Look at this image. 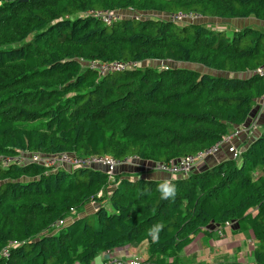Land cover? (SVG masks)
I'll return each instance as SVG.
<instances>
[{
    "label": "trees",
    "instance_id": "1",
    "mask_svg": "<svg viewBox=\"0 0 264 264\" xmlns=\"http://www.w3.org/2000/svg\"><path fill=\"white\" fill-rule=\"evenodd\" d=\"M243 18L264 22V0H0V264H90L126 244L146 247L139 264H178L195 234L227 221L251 230L264 264V125L238 158L167 179L15 160L102 155L155 170L212 147L264 95V27L212 22ZM111 62L126 66L100 74ZM165 182L174 196L162 198Z\"/></svg>",
    "mask_w": 264,
    "mask_h": 264
},
{
    "label": "crops",
    "instance_id": "2",
    "mask_svg": "<svg viewBox=\"0 0 264 264\" xmlns=\"http://www.w3.org/2000/svg\"><path fill=\"white\" fill-rule=\"evenodd\" d=\"M205 20L209 21V19L206 18ZM221 22H225V20H222ZM227 23L238 28L247 25H259L264 27L263 21H258L254 18L233 19L232 22L229 21ZM262 108L259 110V112L264 109ZM255 111L256 114H253L251 118L248 119L244 125H242L245 126L251 124L253 128L252 135H255L257 131L261 130V127L264 125V110L258 114V107H256ZM252 135L243 137L242 139H239V141L234 140V145L237 146L242 144L241 148H239L243 149L246 144L245 141H248ZM219 151L218 157L213 156L214 154L209 156V158L207 157L204 161L198 163V168L200 167L199 165H201L203 168L204 166L211 164L213 159L218 161V158L221 160L228 156L225 154H229L227 148L224 145H222ZM97 167L104 170L102 166ZM145 172V174L142 173L143 176L150 178L167 179L171 176L167 172L153 169H145ZM93 209H95V205L90 206V204H88L84 208V213L92 212ZM218 230L219 225L211 223L207 226L206 231L202 230L195 234L191 242L184 247L183 251L178 257V264H255L252 257L254 239L251 230L239 225L236 222H231L227 226L223 225V227L220 228L221 234L218 232ZM146 254L147 252L145 246L126 244L121 247H116L109 252L103 251L99 253L90 264H105L113 260H121L124 263V261L133 255H137L140 257V259H142L146 256Z\"/></svg>",
    "mask_w": 264,
    "mask_h": 264
},
{
    "label": "built area",
    "instance_id": "3",
    "mask_svg": "<svg viewBox=\"0 0 264 264\" xmlns=\"http://www.w3.org/2000/svg\"><path fill=\"white\" fill-rule=\"evenodd\" d=\"M96 15L103 18V20L110 21L111 19L117 17L116 14H113L111 12H101L97 11ZM180 19L182 18H196L199 17L196 14L189 13V14H180L178 15ZM125 64L120 62H111V63H100L98 64V68L100 70V74H103L104 72L109 71H116V70H123L125 68ZM257 73L262 77L264 81V64L259 66L257 68ZM262 102L264 105V95L260 97L259 102ZM262 108V107H261ZM243 129L245 128L242 126ZM239 128L235 129L233 133L230 135L224 137L221 141L213 145L212 147L198 152L194 155H187L186 157L180 159L177 162H170V163H155L153 164V168L158 171L167 172L172 175H188L190 170L198 163L200 160H203L210 155L215 154L220 150L222 145H224L227 148L228 153L232 155L233 158H238L240 156V151L238 148L234 145V135L237 136L239 133ZM133 158L130 157H124L122 159H115L111 156H102V155H94V156H86V157H78L76 155L70 154V153H63L57 156H50V157H43L39 154H30L27 156H24L23 159H15V160H30L33 162H38L45 164L46 166H55V165H65L69 167H79V166H102L104 168V172L106 173L108 179H113L115 176V171L117 167L125 166L131 164ZM10 159H2V164H8ZM231 222L227 221L224 223V225H228ZM218 232L221 234L220 227ZM109 252V251H108ZM109 263L112 264H121L123 261L121 260H113ZM140 258H138L137 255H133L126 261H124V264H139Z\"/></svg>",
    "mask_w": 264,
    "mask_h": 264
},
{
    "label": "rangeland",
    "instance_id": "4",
    "mask_svg": "<svg viewBox=\"0 0 264 264\" xmlns=\"http://www.w3.org/2000/svg\"><path fill=\"white\" fill-rule=\"evenodd\" d=\"M124 15H130V13L128 14V12H125L124 13ZM189 19L190 18H186V20L187 21H189ZM200 20H203V19H197L196 21L198 22V21H200ZM221 21L222 20H213V23H221ZM232 22V20H225V22ZM236 23V22H235ZM227 30L228 31H232V27L231 26H228L227 27ZM145 64H150V65H152V66H158V65H164V63H161V62H159V61H149L148 63H144V65ZM166 64H168V63H166ZM169 65H172V66H180V67H185V68H192V69H197V70H203V67L202 66H200V65H195V64H192V63H175V64H173V63H169ZM205 71H207L208 73H211V74H214V75H216V74H218V72L217 71H214V70H212V69H205ZM264 105H263V103L260 101V102H258V109L260 110L261 109V107H263ZM264 108V107H263ZM262 108V109H263ZM264 110V109H263ZM263 110H261V112L263 111ZM261 112H258V114L259 113H261ZM245 128L243 129V127L241 126L239 129V134L237 135V136H235L234 135V140L236 141V140H238L239 141V139H242L243 137H246V136H248V135H251V133H252V131H253V128H252V125L251 124H249V125H245L244 126ZM245 139V138H244ZM233 143H234V141H233ZM242 146V144L241 145H237L236 147L238 148V150L240 151L241 149L239 148V147H241ZM226 151V150H225ZM220 151H218L217 153H215L213 156H216V157H218L219 156V153ZM225 153H227V152H225ZM218 154V155H217ZM226 156L228 155V156H232L230 153L229 154H225ZM212 156V157H213ZM209 158V157H208ZM215 158V157H214ZM220 158H218V160H219ZM215 162H217V160H215V159H213V161L211 162V164H213V163H215ZM210 163V162H209ZM209 163H207V164H209ZM211 164H209V165H211ZM200 167H199V169L200 168H202V166L201 165H199ZM93 167H95V165L93 166ZM144 171V173L143 174H145L146 172H145V169H140L139 167H136V166H133V165H131V164H129V165H125V166H121V167H118L117 168V170H116V173H115V176H116V174H121V173H124V174H126V172L128 173V174H131V173H134L135 171ZM114 176V177H115ZM107 205V204H106ZM90 206H93V204H90ZM138 258H140L139 256H138ZM121 264H124V263H121Z\"/></svg>",
    "mask_w": 264,
    "mask_h": 264
},
{
    "label": "clouds",
    "instance_id": "5",
    "mask_svg": "<svg viewBox=\"0 0 264 264\" xmlns=\"http://www.w3.org/2000/svg\"><path fill=\"white\" fill-rule=\"evenodd\" d=\"M97 167V166H96ZM117 170V169H116ZM116 173V171H115ZM162 198H169L175 195V186L169 182H165L159 186ZM163 229L162 224H157L151 231L153 238H156V235Z\"/></svg>",
    "mask_w": 264,
    "mask_h": 264
},
{
    "label": "water",
    "instance_id": "6",
    "mask_svg": "<svg viewBox=\"0 0 264 264\" xmlns=\"http://www.w3.org/2000/svg\"><path fill=\"white\" fill-rule=\"evenodd\" d=\"M21 1H26V0H21Z\"/></svg>",
    "mask_w": 264,
    "mask_h": 264
}]
</instances>
